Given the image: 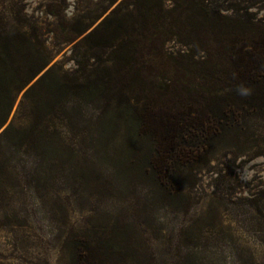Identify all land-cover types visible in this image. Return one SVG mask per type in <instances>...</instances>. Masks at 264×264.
Masks as SVG:
<instances>
[{
  "label": "rangeland",
  "instance_id": "rangeland-1",
  "mask_svg": "<svg viewBox=\"0 0 264 264\" xmlns=\"http://www.w3.org/2000/svg\"><path fill=\"white\" fill-rule=\"evenodd\" d=\"M121 1L0 0V25L34 28L51 58L17 95L0 84V264H75L85 241L102 264H264V209L253 205L264 192L263 99L219 93L216 133L184 137L191 160L166 163L159 179L151 140L104 130L103 104L78 93L93 64L79 41ZM208 1L264 22V0ZM52 66L69 87L35 85ZM39 116L33 135H16Z\"/></svg>",
  "mask_w": 264,
  "mask_h": 264
},
{
  "label": "trees",
  "instance_id": "trees-1",
  "mask_svg": "<svg viewBox=\"0 0 264 264\" xmlns=\"http://www.w3.org/2000/svg\"><path fill=\"white\" fill-rule=\"evenodd\" d=\"M167 1L122 0L79 41L93 64L81 78L78 93L103 104L104 130L125 131L135 143L145 137L151 140L154 155L149 168L159 179L171 168L166 163L191 160L184 137L216 133L222 120L209 111V103L219 93L249 91L264 100V22L247 11L242 20L234 9L222 11L208 0H175L171 8ZM121 10L122 17L115 18ZM10 29L11 36L0 25V84L10 83L17 95L51 58L34 28L30 34L20 24ZM86 31L79 30L77 37ZM170 41L184 49L169 52ZM53 68L45 70L35 85L52 77V89L69 87ZM42 120L39 116L32 127L15 129L16 135H33ZM253 205L261 215L264 192ZM3 218L7 219L6 212ZM91 253L85 241L80 253L73 254L75 264H102Z\"/></svg>",
  "mask_w": 264,
  "mask_h": 264
}]
</instances>
